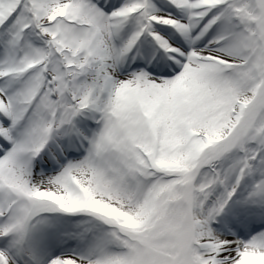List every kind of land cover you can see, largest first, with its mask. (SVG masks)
Wrapping results in <instances>:
<instances>
[{
    "label": "snow or ice",
    "instance_id": "1",
    "mask_svg": "<svg viewBox=\"0 0 264 264\" xmlns=\"http://www.w3.org/2000/svg\"><path fill=\"white\" fill-rule=\"evenodd\" d=\"M0 264H264V0H0Z\"/></svg>",
    "mask_w": 264,
    "mask_h": 264
}]
</instances>
